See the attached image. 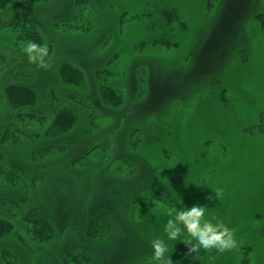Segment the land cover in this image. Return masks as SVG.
<instances>
[{"label": "rangeland", "instance_id": "1", "mask_svg": "<svg viewBox=\"0 0 264 264\" xmlns=\"http://www.w3.org/2000/svg\"><path fill=\"white\" fill-rule=\"evenodd\" d=\"M18 1L0 9L5 264H152L155 238L173 264H264V0ZM194 204L238 249L167 241V211ZM29 212L53 239L33 237Z\"/></svg>", "mask_w": 264, "mask_h": 264}, {"label": "clouds", "instance_id": "2", "mask_svg": "<svg viewBox=\"0 0 264 264\" xmlns=\"http://www.w3.org/2000/svg\"><path fill=\"white\" fill-rule=\"evenodd\" d=\"M24 54L30 64L38 69L47 70L51 66L47 44H37L28 41L22 46ZM214 199L222 198L224 191L216 188ZM213 201V197L208 198ZM209 209L206 205L194 204L189 207L172 208L167 211L170 217L164 227L167 241L181 242L187 249V255L200 254L201 250L210 253H224L238 249L236 232L215 217L208 218ZM153 256L152 264H173L169 254V244L164 238H155L151 244ZM214 259V258H213Z\"/></svg>", "mask_w": 264, "mask_h": 264}, {"label": "trees", "instance_id": "3", "mask_svg": "<svg viewBox=\"0 0 264 264\" xmlns=\"http://www.w3.org/2000/svg\"><path fill=\"white\" fill-rule=\"evenodd\" d=\"M15 0H0V9L5 8L6 6L12 4ZM47 1V0H19L18 5L22 9H27L35 5L36 3ZM35 33L29 32L28 36L30 38L34 37ZM23 88V87H19ZM6 97L9 103L14 107H25L26 105H30L31 101L29 98H33L31 93L26 89H17L12 85H9L5 88ZM25 100L29 103L25 104ZM31 106V105H30ZM31 212L27 213L26 217H28L27 222L31 225V233L35 239L39 242H46L54 238L55 236V228L52 224L44 217L43 214L34 213L30 215ZM13 233V225L5 218L0 217V237H4L6 235ZM0 264H5L3 258L0 257Z\"/></svg>", "mask_w": 264, "mask_h": 264}]
</instances>
